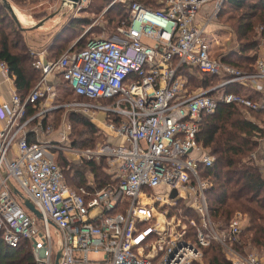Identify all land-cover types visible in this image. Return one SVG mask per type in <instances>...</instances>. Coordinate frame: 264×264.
Listing matches in <instances>:
<instances>
[{
  "label": "built area",
  "instance_id": "2783aa9c",
  "mask_svg": "<svg viewBox=\"0 0 264 264\" xmlns=\"http://www.w3.org/2000/svg\"><path fill=\"white\" fill-rule=\"evenodd\" d=\"M225 1L156 0V8L128 1L129 18L112 38L90 40L85 49L47 62L42 52L30 53L37 57L32 67L38 81L24 99L12 95L0 107V239L7 247L27 242L34 264H54L57 252L58 264H198L202 248L216 243L230 264H264L235 248L243 231L241 213L223 230L210 221L209 184L198 173L215 161L197 142L203 116L213 115L220 104L264 113V60L256 61L253 72H241L211 55L207 25ZM209 4L214 11L199 25L198 14ZM188 69L221 76V83L189 92ZM0 72L9 73L2 61ZM59 84L81 101L50 106ZM231 86L247 88L259 99L225 92ZM29 107L33 112L27 115ZM61 108L100 125L93 115H105L103 127L118 142L72 149L63 132L41 137L52 133L46 116ZM58 152L110 162L116 186L86 201L88 193L66 185ZM26 200L39 216L25 207ZM178 201L200 217L193 240L157 208Z\"/></svg>",
  "mask_w": 264,
  "mask_h": 264
},
{
  "label": "trees",
  "instance_id": "16d2710c",
  "mask_svg": "<svg viewBox=\"0 0 264 264\" xmlns=\"http://www.w3.org/2000/svg\"><path fill=\"white\" fill-rule=\"evenodd\" d=\"M9 1L24 2V0ZM46 1L54 2V0ZM104 1L99 0V4ZM132 1L141 3L145 7H157L156 0ZM225 4L227 9H232L235 12L246 10L244 14L238 17H229L230 20H235L232 28L238 41L249 38L253 32L254 22L262 28L260 35L261 38H264V0H251L250 2L248 0H226ZM101 6H95L93 1L89 5L90 8H94L96 11H101ZM107 12L105 13L106 16L110 12L114 13V17L117 16L115 28L119 26L120 20L122 21L127 16L120 7L114 8L109 13ZM46 16L47 14L44 11H37L29 18L41 20ZM112 20L109 19V25L114 24ZM69 24L63 27L56 37H53L52 49L48 50L52 59L55 56L54 43L57 44L61 41L58 36L69 28ZM70 28L69 30H72ZM22 36V32L0 3V61L6 63L9 75L13 78L15 89L19 97L24 99L28 91L38 81L39 75L31 65L33 59ZM83 40L82 35L65 52L75 53L85 49L87 44L82 46ZM238 47L240 49L237 54H234V57L240 59L241 65L224 59H220V61L237 69L253 70V62L256 60V56L249 58L248 54L249 51L259 47V42L250 40L249 45H238ZM209 78L220 79L221 77L209 76ZM201 85L207 88L209 87V81L203 80ZM237 88V86H231L226 88L225 92L238 93ZM71 94L69 95L71 96ZM240 109L235 105L220 104L213 115L201 118L197 142L202 148L209 151L215 161L212 167H199L198 173L201 179L209 184V188L205 191V197L211 221L217 229L223 230L235 213H241L248 222L240 235V240L243 239V242L236 243L235 247L244 249L247 246H252L263 250L264 167H258L255 160L250 158L258 148L256 136H260L259 133L263 129L252 119L245 117L244 112ZM32 112L29 107L28 115ZM250 112V115L261 114ZM69 117L70 122L78 124L80 127L86 128L87 132L92 133L91 137L84 140L73 139L72 146L78 149L92 148L95 141L93 138V134H95L94 125L79 116H76V118L69 115ZM80 134L84 135V131L81 130ZM66 165H68V169L70 168L68 172L64 170ZM60 166L63 170L66 185L78 194H81V190L88 193V195L83 196L86 201L93 196L94 192L109 186L115 187L117 184L116 180L112 181L110 176L105 173L104 160L94 162L72 159L68 161L65 157L62 159ZM183 213L184 216L192 217L195 223H199L197 214L186 208H184ZM195 233V228H189L187 235L193 240ZM202 260L205 264H230L216 243L202 248ZM0 264H34L28 243L22 241L17 248L11 249L0 239Z\"/></svg>",
  "mask_w": 264,
  "mask_h": 264
},
{
  "label": "rangeland",
  "instance_id": "374dc122",
  "mask_svg": "<svg viewBox=\"0 0 264 264\" xmlns=\"http://www.w3.org/2000/svg\"><path fill=\"white\" fill-rule=\"evenodd\" d=\"M92 1L95 6L102 5L101 11H96L94 8L92 9L89 7ZM128 1H131L132 3L140 4L143 6V4L141 3L134 2L132 0H128ZM128 1L127 0H105L103 3L99 4L100 3L99 0H85V3L82 5L80 9L77 7L74 9L70 7H65L61 9V0H54V2H50L46 0L45 1L24 0L23 3H15L14 1L12 2L8 1V3L10 4V6L12 5L14 9L18 10L21 14L25 16L24 17L25 23H23L19 19L21 21L20 23H23L22 28L24 29H28L32 27V25H35L38 22L42 21L43 19L54 14V16L51 19H49L50 21L47 22L49 23L51 29L49 31H47L48 30L47 29L46 33H49L52 35H48V37L45 39L46 43L49 40H50L49 42H51V40L54 39L53 37H56L58 33L62 30V28L70 23L69 28L71 27L70 29L72 30H69L68 28L67 29L68 31L66 30L61 35L58 36V38L61 39V41L57 42V44L54 43V49H55L53 50L55 52L54 60H56L59 57H61L64 54L63 52H65L68 48H70L71 45H73L76 42V40L82 35L84 37V40L81 43L82 46H85L90 40H93V39H110L113 36L117 35V29L122 28V26L126 23V21L129 18V10H128L129 2ZM250 1L251 0H248V2ZM123 2H125V4ZM117 7L122 8L123 13H125L127 16L124 17L122 21L120 20L119 26L115 28V23H117V18H116L117 16L114 17V13L110 11H112L114 8H117ZM207 7L209 8L207 12L205 13L206 15L204 14L202 20H200L199 22V25H201L203 20L207 19L209 14L214 11L213 4H209L208 6H205V8ZM149 8H153V7H149ZM203 8H201L200 13L202 12ZM3 9L5 8L3 7ZM37 11H44L47 14V16L41 20L30 19L29 17L33 16V13ZM107 11H109L110 13ZM19 12H17V14L21 15ZM106 12L109 13L107 16L105 14ZM245 12L246 10L235 12L232 9H227V5L224 2L221 5L217 15H215L214 18L208 23L207 34L214 36L212 37L213 39L211 40V45H210L211 50L210 51H211V55L216 60L224 59L225 61H233L241 65L242 62L239 61L240 59H238L237 57H234V54H237L240 49L238 45H244V46L249 45L250 40H255L259 42V47L256 48L255 50L249 51V54H248L249 58L256 56L255 61L264 60V38H261L260 34L262 31V28L259 27L258 24H255L254 22L253 32L251 33L248 39L242 40V41H238L236 39L234 30L232 28V26L235 23V20H230L229 17H232V16L238 17L239 15H242ZM109 19H113L112 23L114 24L109 25L108 24ZM29 40L31 41V38L27 39V42ZM59 49H63V50H59ZM255 61L253 62V70H255V63H256ZM231 68L237 69L232 66ZM188 70L189 71L186 73L185 82L187 84L186 88L189 92H194V93L201 92V91L207 90L221 83V78H220L221 76H219L220 79L209 78V76H203V75L197 74L195 72V69H188ZM237 70L241 72H253V70L249 71L244 68L242 70L241 69H237ZM203 80L209 81V87L207 88L202 87L201 82ZM237 89H238L237 90L238 94H245L246 92L241 88H237ZM56 92H57L58 100L55 99L53 102L50 103L51 104L50 106L59 105V104L62 105L68 102L70 103V102H75V101H81V99H78L72 96L71 93H70L71 94L70 96L68 94L67 89L62 84H59L57 86ZM66 93L67 95H65ZM213 95H215V93ZM59 99H61V101ZM243 112H244L245 117L247 118L250 117V119H252L257 125H259L261 129H263L262 132L259 133L260 136L258 137L256 136L257 142H258V148L256 152L252 154L254 155V160L257 163L256 165L262 168L264 167V161H263L264 152L260 155L258 151H261L262 149H264V113H261L260 115H249L245 113V111ZM69 115H72L73 117L79 116L80 118H84L89 123L94 125L95 134H93V138L95 139V141H94V145L92 146V148H89V149H94L97 146L103 145L106 143L115 144L111 142L114 140L111 139V137L106 133V128L103 127L107 124V121L105 120V115L100 114V113L93 115L95 120L102 123V125H100L97 122H96L97 124L93 123L90 117L85 116L84 114H81L79 112H73L70 110H65L64 108L49 112V115L46 116L47 119L44 121V124L45 126L50 125L52 133L42 135L41 137L57 138L63 132L62 135H65L67 137V143L69 145L71 144L70 146H72L73 139H78L79 141V140H84L85 138L92 136V133L87 132L88 130L86 128L80 127L78 124H74L70 122ZM81 130L84 131V135L80 134ZM72 149H78V148H74L72 146ZM55 155H56V162L59 167H61L60 165L62 164L63 158L66 157L68 161L72 160L73 158L75 159V157H73L72 155H69V152H58ZM75 160H78V159L76 158ZM92 161L99 162L95 160H92ZM104 164H105V173L110 176L111 171L114 168L111 166L110 162L108 161L104 160ZM68 165H66L64 169L66 172L70 171L69 170L70 168L68 169ZM110 167H111V171L109 170ZM110 178L112 179V181H114L113 176H110ZM150 195H147L146 198H150L153 194L151 196ZM172 203L174 204L172 205L164 204L160 207L157 206V208H159V210L163 212H166L175 225L179 223L180 227H183V229H185L186 235L188 233L189 228H195V231H196V229L201 224L200 217L198 220L199 223H195V220L192 217L184 216V213H183L184 208L188 209L189 211L193 213H195V211L185 206V204L182 201L172 202ZM210 221H211V218H210ZM243 221L245 225L248 222V220H245V219ZM51 236H52L54 251H57L58 250L57 237L52 228H51ZM240 241L243 242V239H241ZM235 248L239 254L243 256L244 255L253 256L259 260H261L260 259L261 256L264 255V248L263 250L253 248L252 246H247L244 249L242 248L240 249V247H237V246ZM220 249L222 251V254L224 255L223 248L220 247ZM97 257H99V255H92V254L89 255V258L91 259L97 258ZM198 264H205V262L204 260H202Z\"/></svg>",
  "mask_w": 264,
  "mask_h": 264
},
{
  "label": "crops",
  "instance_id": "0c3cea01",
  "mask_svg": "<svg viewBox=\"0 0 264 264\" xmlns=\"http://www.w3.org/2000/svg\"><path fill=\"white\" fill-rule=\"evenodd\" d=\"M7 2L9 1V0H6ZM1 3V2H0ZM2 5V4H1ZM157 5V4H156ZM11 7H12V5H11ZM208 8L209 7H207V8H203L202 9V12L201 13H199L198 14V17H197V22H200V20H202V18H203V16H204V14L207 12V10H208ZM12 9H13V11H14V13H15V15L17 14V12H19L18 10H16V9H14V7H12ZM20 13V12H19ZM21 14V13H20ZM18 15V14H17ZM23 17H25L23 14H21ZM206 15V14H205ZM17 17V16H16ZM55 18V17H54ZM18 19V18H17ZM19 22H21L20 20H18ZM48 21H50V20H48ZM48 21H46L41 27H39V28H37V29H32V30H30L29 28L28 29H24V30H20L21 32H22V38H23V40L25 41V43H26V45L29 47V53H31V52H42L43 53V55L42 56H40V58L43 60V61H45V62H47V61H52V60H54V59H52V56L50 55V53L48 52V50L50 49H52V42L54 41V40H51V42H47L46 43V41H45V39L48 37V35H52V34H49V33H46L47 31H49L50 29H51V27H50V25H49V23H47ZM21 24V26H22V24L23 23H20ZM25 26V25H24ZM210 27V26H209ZM48 29V30H47ZM208 29V28H207ZM43 30H45V31H43ZM47 30V31H46ZM212 37H214V36H211V35H209V37H208V40H209V43H210V45H211V40L213 39ZM31 38V41L29 42H27V39H30ZM30 43H31V45H30ZM72 46V45H71ZM210 48H211V46H210ZM69 49V48H68ZM30 56H31V54H30ZM35 58L37 59V57L36 56H32V59H33V61L35 60ZM33 61H32V63H33ZM256 62V61H255ZM32 63H31V65H32ZM230 66V65H229ZM34 69V68H33ZM35 70V69H34ZM35 71H37V70H35ZM37 73H38V75H39V72L37 71ZM39 79V78H38ZM35 85V84H34ZM238 88H241V89H243L242 87H238ZM32 89V88H31ZM30 89V90H31ZM30 90L28 91V93L30 92ZM244 91H246L245 92V94H243V95H245V96H247L248 98H250L251 100H254V101H256V100H258L259 99V95L258 94H253V93H251V91L249 90V89H247V88H245V89H243ZM68 91V93L70 94V91L69 90H67ZM28 93L26 94V96L28 95ZM12 95H18L19 96V94L17 93V91H16V89H15V86H14V82H13V78L9 75V73L8 74H3L2 72H0V107L3 105V104H6V103H9V101H10V99H11V97H12ZM73 96V95H72ZM57 98H58V96H57ZM56 98V100H58ZM60 101H61V99H59ZM44 105H46V104H44V103H41V106H44ZM243 111H245V113H247V114H249L250 115V111L249 110H247V109H243V108H241ZM32 110V109H31ZM257 113H263V112H257ZM27 115H28V109H27ZM49 115V114H48ZM46 119H47V117H46ZM249 119H250V117H249ZM3 124H4V119L2 118V116L0 115V128L1 127H3ZM111 142H113V143H116V142H118L117 140H114V141H111ZM259 152V154L261 155L263 152H264V149H262L261 151H258ZM251 159L252 160H254V155H252L251 156ZM204 181V180H203ZM199 216V215H198ZM244 219L245 220H247L246 219V217H244ZM247 225V224H246ZM245 225V223H243V228L246 226ZM261 260V262H263L264 263V255H262L261 256V258H260Z\"/></svg>",
  "mask_w": 264,
  "mask_h": 264
},
{
  "label": "water",
  "instance_id": "95a60500",
  "mask_svg": "<svg viewBox=\"0 0 264 264\" xmlns=\"http://www.w3.org/2000/svg\"><path fill=\"white\" fill-rule=\"evenodd\" d=\"M81 0H61V9L65 8V7H70V8H76L77 4L80 2ZM2 6L5 8V10L9 13L10 17L12 18V20L14 21V23L16 24V26L18 27V29L20 30H24V28H22L20 22L18 21L12 7L10 6V4L6 1V0H0ZM54 16L51 15L45 19H43L42 21L38 22L35 25H32V27H30L29 29H37L39 27H41L46 21H48L49 19H51ZM11 189L13 191H15L14 187L11 186ZM176 193L173 192L171 195V198L175 197ZM24 205L25 207L30 210L35 216H39L37 210L33 207V205L28 201H24ZM58 258H59V252L56 253L55 255V259H54V264H58Z\"/></svg>",
  "mask_w": 264,
  "mask_h": 264
},
{
  "label": "bare ground",
  "instance_id": "6f19581e",
  "mask_svg": "<svg viewBox=\"0 0 264 264\" xmlns=\"http://www.w3.org/2000/svg\"><path fill=\"white\" fill-rule=\"evenodd\" d=\"M16 16H17L18 20L20 19L23 23H25L24 17H22L21 15H17V14H16Z\"/></svg>",
  "mask_w": 264,
  "mask_h": 264
}]
</instances>
